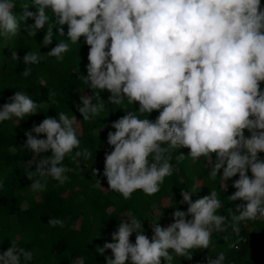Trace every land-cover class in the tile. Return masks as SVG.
I'll list each match as a JSON object with an SVG mask.
<instances>
[{
    "label": "clouds",
    "instance_id": "clouds-1",
    "mask_svg": "<svg viewBox=\"0 0 264 264\" xmlns=\"http://www.w3.org/2000/svg\"><path fill=\"white\" fill-rule=\"evenodd\" d=\"M35 12L24 6L22 20L31 18L27 34L36 36L47 29L43 46L53 41L54 31L68 40L59 41L47 55L63 61L70 44L81 37L88 46L87 76L80 79L91 89L110 93L112 105L138 104V111H128L111 125L103 175L108 189L129 200L138 190L152 196L161 190L165 178L173 175L172 152L181 147L190 150L193 161L203 157L210 165L211 180L236 177V191L231 202L242 201L217 214L222 208L218 192L193 202L195 191H181L187 211L177 208L174 222L162 227L151 224L149 238L142 221L129 218L113 233L115 242L98 247L103 254L110 249L114 258L107 264H172L174 255L191 261L193 249H208L214 232H231L240 239V224L264 219V5L261 0H33ZM15 0H0V37L17 36L21 20L14 12ZM50 13V14H49ZM12 60L19 61L16 51ZM40 52H27L24 65L40 63ZM25 67L22 75H31ZM56 96L49 90L48 97ZM11 102L0 108V122L13 117L22 120L38 113L43 103L34 102L26 93L16 91ZM78 111L84 121L92 122L105 111L99 93L81 96ZM155 120L141 118L153 111ZM139 113V115L137 114ZM58 119L47 116L25 133L24 147L33 153L29 171L30 188L46 190L47 179L63 185L73 160L92 156L80 148L73 126L76 117L59 112ZM249 135H245V132ZM33 133L36 135L34 136ZM44 134L46 138H38ZM51 151L48 158L36 157ZM75 150V154H73ZM214 157V159H213ZM97 175V170L93 169ZM222 172V175L220 173ZM249 172L251 175H249ZM99 186H101L98 180ZM227 187V185L225 184ZM102 187V186H101ZM191 217V219H188ZM230 217V219H229ZM51 227H64V221L51 218ZM135 233V242L130 237ZM224 239L227 241L228 236ZM230 243L229 248H237ZM33 253L15 243L0 253V264H28ZM201 259V258H200ZM220 252L207 264H223ZM199 260V259H198ZM196 263V262H195ZM193 263V264H195ZM75 264V261L73 262Z\"/></svg>",
    "mask_w": 264,
    "mask_h": 264
},
{
    "label": "trees",
    "instance_id": "trees-1",
    "mask_svg": "<svg viewBox=\"0 0 264 264\" xmlns=\"http://www.w3.org/2000/svg\"><path fill=\"white\" fill-rule=\"evenodd\" d=\"M26 4L28 11H36L33 0H15L14 12L21 20L18 35L0 37V108L11 102L9 98L16 91L26 93L34 102L43 103L44 107L22 120L13 117L0 122V253L15 243L17 247L33 253L28 264H73L74 261L75 264H107L108 258H114L111 250L100 254L97 248L104 246L124 218L129 216L141 220L145 234L150 236L151 224L158 222L160 226L167 227L174 222L172 213L177 208L187 211L188 205L181 203V191H195L192 194L195 202L215 189L222 202L217 214L228 215L229 208L235 210V205L242 203L228 199L236 191L232 185L238 175L225 181L227 187L220 176L211 180L208 176L210 165L205 158L193 161L188 156L190 150L184 147L173 150L171 163L178 170L165 178L161 190L155 195L147 196L138 190L131 199L124 200L119 193L109 190L103 175L105 154L112 150L107 143L108 132L115 131L112 123L123 117L125 112L138 111V104L125 101L119 106L112 105L107 90L99 92L84 84L80 75L87 76L89 51L84 37L78 44H70L63 61L48 56L47 53L59 41L68 40L67 25L63 26L64 36L53 29L56 34L52 43L43 46L47 25L36 36H29L26 26L33 24L34 20H22ZM261 4L264 5V0ZM13 51L17 52L19 61L11 59ZM29 51L40 52L39 64H23V57ZM25 67L32 68L28 77L21 74ZM49 90L56 92L52 99L48 97ZM97 93L104 100L105 111L92 122L84 121L78 111L82 106L81 96H93L95 103ZM59 112L66 113L70 119L76 117L73 126L80 139L78 150L88 149L92 156L87 159L81 156L75 160L67 156L63 163L70 169L66 173L69 180L62 186L51 178L34 176L33 180L41 179L43 182L47 179L46 190L34 192L30 188L32 181L28 179V173L35 171L36 165L28 169L23 164L33 159V153L24 147L25 133L47 116L58 119ZM158 115L159 112L154 110L141 118L155 120ZM245 135L249 133L246 131ZM38 138L46 136L40 134ZM51 155L49 150L36 159ZM259 155L264 158V153ZM93 169L97 170V175ZM51 218L63 220L64 227L49 226L47 221ZM225 236L229 237L227 241ZM240 237L243 239L233 234L231 228L226 232H214L208 249H193L191 261L174 255L172 264H193L203 257L215 259L220 252L226 256L223 264H264V219L242 222ZM130 241L135 242V235L130 237ZM237 242V248H229L230 243ZM21 264H24L23 259ZM126 264H131L130 260Z\"/></svg>",
    "mask_w": 264,
    "mask_h": 264
},
{
    "label": "built area",
    "instance_id": "built-area-1",
    "mask_svg": "<svg viewBox=\"0 0 264 264\" xmlns=\"http://www.w3.org/2000/svg\"><path fill=\"white\" fill-rule=\"evenodd\" d=\"M261 87L264 88V84H262ZM208 259H209L208 257H203L197 260L195 264H207Z\"/></svg>",
    "mask_w": 264,
    "mask_h": 264
},
{
    "label": "rangeland",
    "instance_id": "rangeland-1",
    "mask_svg": "<svg viewBox=\"0 0 264 264\" xmlns=\"http://www.w3.org/2000/svg\"><path fill=\"white\" fill-rule=\"evenodd\" d=\"M216 179H218V177L216 178ZM129 217V216H128ZM130 218V217H129ZM128 218L126 217V218H124V221H126ZM154 221H156V217H155V220ZM117 230H118V228H117ZM117 230H116V232H117ZM132 235H135V233H133ZM153 235V233L149 236V238H151V236ZM111 242H115V241H113V239H112V237H109L108 239H107V241H106V243H111Z\"/></svg>",
    "mask_w": 264,
    "mask_h": 264
}]
</instances>
